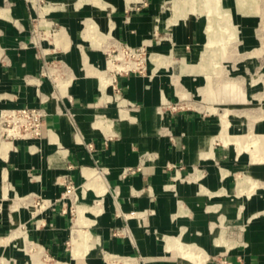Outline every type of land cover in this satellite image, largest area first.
I'll list each match as a JSON object with an SVG mask.
<instances>
[{"label": "crops", "instance_id": "obj_1", "mask_svg": "<svg viewBox=\"0 0 264 264\" xmlns=\"http://www.w3.org/2000/svg\"><path fill=\"white\" fill-rule=\"evenodd\" d=\"M92 1L0 0V113L48 114L0 139V264H264V161L239 141L264 123L211 106L199 25ZM120 45L149 63L107 73Z\"/></svg>", "mask_w": 264, "mask_h": 264}, {"label": "rangeland", "instance_id": "obj_2", "mask_svg": "<svg viewBox=\"0 0 264 264\" xmlns=\"http://www.w3.org/2000/svg\"><path fill=\"white\" fill-rule=\"evenodd\" d=\"M92 3L100 6L102 2L94 0ZM205 3L211 9L213 6H220L221 10L226 13L222 16L223 18L221 17L220 29L215 31V35L219 34L222 40L220 44L212 47V53L214 52L216 55L213 54L211 57L207 53V60L205 59L207 69L200 70L203 67L201 66L199 69V64L194 67L198 71L197 73L206 74L208 77L206 93L211 98V106L239 109L245 113L249 109L257 123H264V0H206V2L199 0V3L186 10L187 13L180 10L181 2L179 0H163L161 21L165 23V26H168V29L179 22L195 23L201 29L200 42H207L208 16L205 12ZM216 10L218 9L216 8ZM157 38L172 42L169 32L162 35L157 34ZM199 50L202 54L204 53L203 43ZM117 54L116 51L112 55L116 56ZM141 54L142 59L139 61L144 62V65L148 64L149 52L144 49ZM200 96L203 99L205 92L203 91ZM263 139L264 136L257 135L245 136L239 138V141L247 143V148L252 153L254 161H264L262 156L264 150L261 152L262 149L259 148L264 143ZM257 148L260 152L255 157L253 153ZM251 182L256 186L255 181ZM43 256L44 254L35 250L34 257L30 258L29 264L48 263V261L45 262Z\"/></svg>", "mask_w": 264, "mask_h": 264}, {"label": "built area", "instance_id": "obj_3", "mask_svg": "<svg viewBox=\"0 0 264 264\" xmlns=\"http://www.w3.org/2000/svg\"><path fill=\"white\" fill-rule=\"evenodd\" d=\"M120 46L116 50H113V52L111 51L112 54L117 51L118 54L116 56H113L111 52L107 53V56H109V59H107L108 65L110 66L111 64L114 66V68L110 70V73L117 74L141 70L144 67V62L139 60L142 59L141 53L144 49H134L127 45ZM47 115L46 110L41 107L2 110L0 113V139L2 141H7L11 139H30L40 137L42 135ZM41 254L43 255V253ZM43 257L45 258V262L48 261L49 263L51 261L49 255L44 254ZM109 262L112 264L113 257H110ZM220 264L232 263L223 260Z\"/></svg>", "mask_w": 264, "mask_h": 264}, {"label": "bare ground", "instance_id": "obj_4", "mask_svg": "<svg viewBox=\"0 0 264 264\" xmlns=\"http://www.w3.org/2000/svg\"><path fill=\"white\" fill-rule=\"evenodd\" d=\"M181 2L180 4V10H182V12H186V10H188L190 7H192L193 5L199 3V0H179ZM202 2H204V0H202ZM206 2V0H205ZM248 2V1H247ZM247 4V3H246ZM179 6V5H178ZM246 7V6H245ZM247 7H249V5H247ZM216 8L218 10H216ZM192 9V8H191ZM195 9V8H194ZM247 9V8H246ZM179 10V11H180ZM196 10V9H195ZM205 12H207V16H208V26L206 29V33H207V44L205 46V51L203 53V57H202V67L205 66L206 68V55L207 53L210 54V56L212 57L213 54H215L214 52L212 53V47L215 45L220 44V42L222 41L219 34L215 35V31L220 29V25H221V17L224 16V14H226L225 12H223L219 7H214L211 9L210 7L206 6L205 3ZM187 13V12H186ZM203 13V12H201ZM180 15V13H179ZM223 18V17H222ZM175 21V20H174ZM218 32V31H217ZM215 48V47H214ZM210 49V50H209ZM216 55V54H215ZM207 60V59H206ZM213 60L215 61V59L213 58ZM212 61V60H211ZM204 64V65H203ZM114 68L113 65L109 66V69L107 71V73L110 72V70H112ZM109 82V79L106 77H102V84H103V89L105 88L106 84ZM2 143L5 141H1ZM260 147V146H259ZM258 149V148H257ZM256 149V150H257ZM257 154V155H256ZM255 157L258 156V153L255 151L254 152ZM187 252V251H186ZM195 252V250H194ZM199 252V250H198ZM193 254V253H192ZM191 254V255H192ZM196 256V255H195ZM200 256V255H199ZM194 257V256H193ZM192 257V259H193ZM109 258V257H108ZM186 258V257H184ZM201 258V257H200ZM199 258V259H200ZM202 263V262H201Z\"/></svg>", "mask_w": 264, "mask_h": 264}]
</instances>
